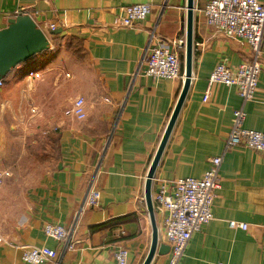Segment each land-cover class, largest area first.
Listing matches in <instances>:
<instances>
[{
  "label": "crops",
  "instance_id": "obj_1",
  "mask_svg": "<svg viewBox=\"0 0 264 264\" xmlns=\"http://www.w3.org/2000/svg\"><path fill=\"white\" fill-rule=\"evenodd\" d=\"M187 2L0 0V29L23 11L51 44L0 79V264H30L25 246L58 252L40 264H119L122 247L127 264H143L153 235L147 176L184 86ZM136 3L152 5L147 18L118 26L123 8ZM204 6L195 0L192 80L152 183L159 243L169 245L154 200L161 184L173 190L178 178H200L222 156L214 218L192 235L179 264H264V151L227 148L238 108L247 112L246 128L264 132V37L255 98L244 103L236 86L214 84L204 102L218 64L236 68L252 57L246 40L206 21ZM158 41L177 42L171 49L183 79L145 75ZM78 97L83 120L65 114ZM92 188L101 191L97 206L85 204ZM232 220L247 229L232 228ZM47 223L65 226L69 237H48ZM169 258L170 250L157 252L151 264Z\"/></svg>",
  "mask_w": 264,
  "mask_h": 264
},
{
  "label": "built area",
  "instance_id": "obj_2",
  "mask_svg": "<svg viewBox=\"0 0 264 264\" xmlns=\"http://www.w3.org/2000/svg\"><path fill=\"white\" fill-rule=\"evenodd\" d=\"M152 9L151 4L136 3L125 6L118 26L133 27L136 22L145 20ZM206 21L226 36L246 40L252 49V57L232 68L227 63L218 64L208 78L207 90L203 100L210 98L214 84L236 86L238 93L247 103L255 98L259 76L262 71L261 53L264 37V0H205L203 9ZM24 13L23 11H18ZM55 30L56 25L52 24ZM156 33H152V42ZM177 42L158 41L149 48L146 58L145 75L156 78L183 79L178 54L171 49ZM3 81L0 80V86ZM108 100V99H107ZM65 114L83 120L87 117L85 99L78 97ZM247 112L244 107L233 112L232 127L227 140V148L243 146L264 151V132L246 128ZM222 156L211 160V166L202 177H184L174 181V189L169 190L166 182L154 197L156 210L164 214L165 238L170 245L168 264H179L183 258L192 235L208 224L213 218V205L222 187L220 167ZM4 172L0 171V183ZM101 191L92 188L85 204L97 206ZM232 228L247 229L248 225L235 220L229 221ZM44 232L58 241L69 237L68 229L61 224L47 223ZM2 239L0 238V241ZM127 249L122 247L116 253L119 264H127ZM58 252L48 246H25L22 259L26 263L40 264L55 260Z\"/></svg>",
  "mask_w": 264,
  "mask_h": 264
},
{
  "label": "water",
  "instance_id": "obj_3",
  "mask_svg": "<svg viewBox=\"0 0 264 264\" xmlns=\"http://www.w3.org/2000/svg\"><path fill=\"white\" fill-rule=\"evenodd\" d=\"M194 8L195 0H188L184 86L147 176L146 201L152 220L153 235L151 248L143 264H151L157 252L159 255H163L168 253L170 250V245L159 243V229L156 222L154 203L152 199V183L162 153L186 99L192 80ZM50 47V39L47 33L38 25V22L30 14L19 13L10 18L8 20V25L0 29V79L6 77L12 70L21 64L26 63L36 55L48 50Z\"/></svg>",
  "mask_w": 264,
  "mask_h": 264
}]
</instances>
